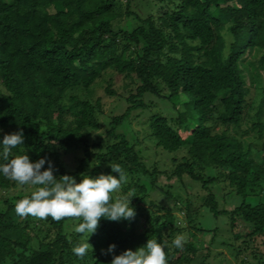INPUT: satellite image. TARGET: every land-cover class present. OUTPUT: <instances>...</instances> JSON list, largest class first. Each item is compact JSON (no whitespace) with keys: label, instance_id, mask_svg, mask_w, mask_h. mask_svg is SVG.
<instances>
[{"label":"trees","instance_id":"1","mask_svg":"<svg viewBox=\"0 0 264 264\" xmlns=\"http://www.w3.org/2000/svg\"><path fill=\"white\" fill-rule=\"evenodd\" d=\"M0 129L23 130L10 158L46 157L56 176L120 165L112 199L136 213L88 238L78 218L16 215L31 188L0 176V264H109V244L147 239L167 264H264V0H0ZM220 230L231 257L204 255Z\"/></svg>","mask_w":264,"mask_h":264},{"label":"clouds","instance_id":"2","mask_svg":"<svg viewBox=\"0 0 264 264\" xmlns=\"http://www.w3.org/2000/svg\"><path fill=\"white\" fill-rule=\"evenodd\" d=\"M24 138L23 130L5 133L0 138V176L15 182L17 187L28 185L34 188L30 195L16 201V215L21 218L51 217L55 221L78 218L73 231L87 234L88 238L96 231L102 218L111 222L134 219L136 213L131 206L132 198L121 196L112 199V194L120 190L125 180L120 165L109 164L110 173H100L95 177L80 173L77 182L73 175H54L55 166L46 157L31 160L28 155L22 154L10 158L12 149L22 145ZM183 242V236L177 235L172 245L179 249L183 247ZM88 246L87 239L74 245L71 251L75 257L83 258ZM115 249L113 243L101 250L102 254L111 255L109 264H167L165 245L155 239H147L146 244L135 251L125 249L117 255Z\"/></svg>","mask_w":264,"mask_h":264},{"label":"rangeland","instance_id":"3","mask_svg":"<svg viewBox=\"0 0 264 264\" xmlns=\"http://www.w3.org/2000/svg\"><path fill=\"white\" fill-rule=\"evenodd\" d=\"M116 87H117V89H118V84L116 85ZM103 95V87H101V88H99V90L97 91V93L95 94V96H102ZM110 103H111V99H106V106H105V108H106V110H108L109 109V107H110ZM115 103H116V100H115ZM117 103H118V101H117ZM178 109H181V106H179L178 107ZM137 127H139V126H137ZM259 147V146H258ZM257 147V148H258ZM255 149L254 150V154H253V156L259 161L260 159H261V154H259L257 151H258V149ZM161 185H167V184H171V183H174V181H171V182H168L167 180H165V178H161L160 179V182H159ZM31 189H29V192H31L32 190H33V187H30ZM174 188L175 189H178V191H180V192H182L183 190L182 189H179L180 187H179V185H176V186H174ZM11 193V192H10ZM15 193H16V191H15ZM183 193V192H182ZM2 193H0V195H1ZM6 193H3V195H5ZM11 194H13V193H11ZM184 194V193H183ZM6 195H8L9 196V193L8 194H6ZM12 196V195H11ZM156 196H158V194H156ZM196 207H199V204L197 203L196 205H195ZM200 213H203V211L204 210H201L200 209ZM202 215V214H201ZM204 215H206L202 220H201V222L203 223V225H204V227L205 228H208V229H212V228H214L215 227V225H217V223H219V222H217V221H215L211 216H207L208 214L206 213V214H204ZM182 217H183V215H181ZM224 236H225V234H224V232H223V230H220L219 232H218V235H217V237H216V241L212 244V245H210V242H211V239H212V235H209V236H206L205 238H202L204 241V243L205 244H207V250L205 249L204 250V255H207L208 254V250H212V251H214L215 253H218V252H221L223 255H225V256H227L228 258L229 257H231V255H230V252H229V250L224 246H222L221 244H222V242L224 241L225 242V238H224ZM216 242H217V244H216ZM210 245V246H209ZM209 247V248H208ZM210 254V253H209ZM210 262H212L213 264H236V262L232 259V260H230V262H222L220 259H216V258H213V256H211L210 257Z\"/></svg>","mask_w":264,"mask_h":264}]
</instances>
